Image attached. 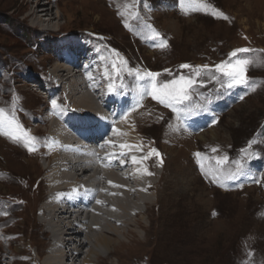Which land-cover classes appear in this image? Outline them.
Returning a JSON list of instances; mask_svg holds the SVG:
<instances>
[{
	"label": "rangeland",
	"instance_id": "374dc122",
	"mask_svg": "<svg viewBox=\"0 0 264 264\" xmlns=\"http://www.w3.org/2000/svg\"><path fill=\"white\" fill-rule=\"evenodd\" d=\"M44 2L57 17L52 22L55 28L48 34L35 31L25 21L28 11L23 0H0V109L4 112L0 132L8 133L7 122L11 121V126L14 120L18 129L24 127L33 135H17L18 145L32 154L51 150V134L42 119L49 107L74 108L52 84V66L75 59L74 66L83 71L88 61L92 62L90 70L84 71H101L108 79V90L99 102V114L83 123L91 128L99 121L108 122L112 133L126 119L138 125L145 144L154 147L159 173L165 163L170 169L182 170L175 186L182 193L190 188L184 200L189 214L187 217L185 207L180 211L177 206L176 213L185 216L176 214L175 223L183 227L186 222L192 233L189 235L196 236L191 239L186 264H264V0ZM238 49L248 51L232 56ZM240 60L249 61L243 65L248 84L229 87L230 78L217 66L231 68ZM185 64L191 67H180ZM137 72L158 73V85L181 77L185 82L191 79V99L175 105L173 111V107L152 98L150 81L140 79ZM93 85L100 90V81H92L91 88ZM51 89L58 91L57 95ZM113 95L118 101L121 98L123 107L118 101L113 103ZM119 107L123 118L110 115ZM159 108L168 115L159 126H151L149 116L161 112ZM141 148L137 146L144 156ZM129 154L124 158L127 162L132 156ZM177 155L181 166L175 161ZM126 164L130 169L131 160ZM238 165L240 174L225 179V174L235 172ZM7 177L11 175L0 171V264H39L40 256L29 247L34 240L23 242L14 226L16 219L12 217L22 211V192L6 183ZM176 197L181 201V195ZM162 211L160 205L154 213Z\"/></svg>",
	"mask_w": 264,
	"mask_h": 264
},
{
	"label": "bare ground",
	"instance_id": "6f19581e",
	"mask_svg": "<svg viewBox=\"0 0 264 264\" xmlns=\"http://www.w3.org/2000/svg\"><path fill=\"white\" fill-rule=\"evenodd\" d=\"M43 1L23 0L28 11L25 21L30 22L35 31L48 34L55 28L52 22L57 17L49 3ZM69 60L63 62L64 65L52 66L51 82L75 109L68 106L52 110L49 107L47 116L41 117L46 131L51 134L48 138L53 143L49 144L51 150L32 154L21 143L18 145L17 135L24 138L32 134L24 127L18 129L14 120L11 126V121H6L10 129L5 132L7 135L0 132V171L11 175L6 178V183L15 185L22 192V211L12 217L16 219L14 226L22 241L34 240L29 247L40 256L39 264H186L191 239L196 236L189 235L192 233L187 230L186 222L182 223L183 227H177L179 224L175 223V216L179 215L174 209L177 206L180 211L185 207L184 213L187 217L189 214L184 200L188 199L190 188L182 193L177 192L175 186V179L182 170L168 168L162 156L166 166L159 173L160 164L154 156V147L147 146L138 125L126 119L115 133L109 132V123L105 121H99V125L91 128L85 125L83 121L87 123V117L99 114V102L106 98L108 79L102 77L101 69L98 74L96 69L92 74L84 71L92 62L88 61L83 71H79L74 66L76 60ZM92 81H100V90L98 85L91 88ZM51 91L54 95L58 93ZM117 99L114 97L113 103ZM118 103L123 107L121 98ZM120 107L116 112L111 110L110 115L123 118ZM161 112L149 116L151 126H159L163 116L168 115ZM80 136L90 145L80 142ZM126 140L127 145L123 144ZM172 144L177 146L175 141ZM137 146L142 147L144 156L140 155ZM127 153L132 155L127 159L129 163L131 160L130 169L124 159ZM175 161L181 166L179 155ZM179 195L182 202L177 201ZM160 205L163 211L156 215L154 211Z\"/></svg>",
	"mask_w": 264,
	"mask_h": 264
},
{
	"label": "snow or ice",
	"instance_id": "6c2138e0",
	"mask_svg": "<svg viewBox=\"0 0 264 264\" xmlns=\"http://www.w3.org/2000/svg\"><path fill=\"white\" fill-rule=\"evenodd\" d=\"M156 35H159L158 33ZM162 46H166V43ZM247 49H238L232 53V56H236L237 52H247ZM249 63L248 60H240L237 62V65L232 66L231 68L227 67L224 64L218 65L217 68L221 71L225 72L231 83H229V87H232L234 84H248V81L245 76V69L243 65H247ZM181 68H189L190 65H181ZM207 67V66H205ZM140 79L148 78L150 81L149 87L151 89L150 94L153 99H158L161 104H164L168 107H173V111L176 110L175 105L184 104L185 101H189L191 99L189 95L188 89L191 87L193 81L191 79L184 81L183 77L180 78L179 81L173 80L162 85H158L156 81V77L159 75L158 73L146 72L143 75H140L139 72L136 73ZM199 71L197 75H199ZM111 87V86H110ZM143 95V93H141ZM243 98V97H241ZM53 106H55L56 102L53 101ZM3 110L0 109V126L4 124L2 119ZM10 123V122H9ZM32 150V149H30ZM215 151V149H213ZM199 155V153H197ZM223 160H227V157H224ZM223 161H218V163H222ZM241 172V166L238 165L235 172H227L225 174V179H235L238 174Z\"/></svg>",
	"mask_w": 264,
	"mask_h": 264
}]
</instances>
